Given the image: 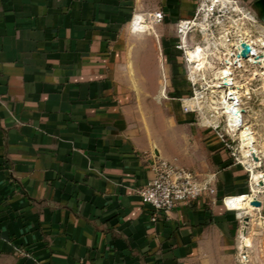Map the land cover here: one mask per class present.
<instances>
[{
    "label": "crops",
    "instance_id": "obj_1",
    "mask_svg": "<svg viewBox=\"0 0 264 264\" xmlns=\"http://www.w3.org/2000/svg\"><path fill=\"white\" fill-rule=\"evenodd\" d=\"M196 5L0 0V264H245V206L223 199L251 194L248 169L214 129L171 123L161 106L176 98L168 82L184 64L176 23ZM135 16L146 30L133 29ZM157 158L210 179L216 193L153 221L137 189ZM258 194L261 206L243 210L246 264H264Z\"/></svg>",
    "mask_w": 264,
    "mask_h": 264
},
{
    "label": "built area",
    "instance_id": "obj_2",
    "mask_svg": "<svg viewBox=\"0 0 264 264\" xmlns=\"http://www.w3.org/2000/svg\"><path fill=\"white\" fill-rule=\"evenodd\" d=\"M237 3L238 0H197L193 16L179 19L176 23V34L178 37L176 47L182 53L187 68V79L193 87L191 96L181 98L183 111L188 114L200 115L202 120L208 118L207 123L203 125L214 129L224 148L231 150V154L235 160L243 163V160L237 155L238 148L234 146L237 135L233 133L232 127H230L227 114H220L213 106V104L216 105V102L212 100V98H218L219 92L224 91L228 93V96L231 97L230 99L235 98V105H241V107L243 106L246 109L245 99L251 97V93L248 94L250 96L244 94L246 81L240 72L241 69L245 68L247 62L251 63L248 58L252 55V52L247 57L240 56L242 46L240 44L239 47L234 43L239 36L232 34L231 28H233V24L237 23V19L230 16L232 20L230 28L220 31L216 28L217 24L222 22L221 18L225 12L231 13L238 10L241 12ZM137 17L135 16L132 20L133 29L137 31L146 30L147 28L142 30L141 27H148L147 19L141 16H139L140 18ZM150 17L152 22H160L163 19V11H155ZM193 55L196 58H193ZM203 57L208 59V67L193 70V67L197 66L199 59ZM236 59L242 61L243 66ZM210 63L215 68L230 67L232 70L229 76L232 77L233 82L227 85L221 81L222 77L216 78L214 75V71L216 70L212 69ZM201 81L208 83L205 90L200 85ZM216 81L222 83L217 88L218 90L214 92L212 89ZM209 82H212V84H209ZM208 89L210 90L207 91ZM235 90L242 94L238 100L232 92ZM164 96L167 97L166 94ZM208 98H211L212 107L210 105V109L206 112ZM235 113L237 112L235 111ZM242 113L245 116L244 110H242ZM242 120L241 115L238 114L234 122L240 124ZM223 121L224 127L221 124ZM151 172L152 177L145 185L137 189V193L144 203L151 205L153 208L151 216L153 221H156L160 217L169 216L176 207L182 204H189L200 197L216 193V188L210 179L202 178L198 172L177 165L168 159H155L151 164ZM249 172L252 177L250 170ZM253 194L254 192L252 191L247 197ZM227 198H224V203L229 207L226 203Z\"/></svg>",
    "mask_w": 264,
    "mask_h": 264
},
{
    "label": "rangeland",
    "instance_id": "obj_3",
    "mask_svg": "<svg viewBox=\"0 0 264 264\" xmlns=\"http://www.w3.org/2000/svg\"><path fill=\"white\" fill-rule=\"evenodd\" d=\"M256 1L257 0H238L237 5L240 7L241 12L239 10L237 12L233 11L231 13L228 11L225 12L224 16H222L221 18L222 22L217 24V27H216L217 30L220 31L225 28H230L232 24V20L230 16H232L234 19H237L236 20L237 23L233 24V28H231L232 34L240 36L242 32L246 31V33L247 32L249 33L248 37L253 39L255 41V44H257L258 46L261 43L259 41H264V19L260 17L259 11L254 7V3ZM146 28L148 27L143 26V30ZM174 38L178 40L177 34L174 35ZM181 70L182 71L180 72V76H181L180 78L172 77L171 80L168 82L170 96L171 97L174 96L176 98L165 99L166 102H164V104H162L161 106L164 109H166V107L169 108L170 114L173 115V117L171 118V123L173 122L174 124H176V122H179L181 123L182 126L188 125L189 123H196L200 125L206 124V123H203V124L201 123V121H203L204 119L202 120L200 115L191 114V117H189L187 115L182 116L181 114L182 105H181V101L178 100V95H185L187 97V96H191L193 93V87L187 79V68L185 66V62ZM171 71L170 73L172 75ZM262 71L263 69L260 65H255L253 63L247 62L245 68L241 69V72H240V74L246 81V84H245L246 87H244V94H246L247 96H250L247 93H251V97L245 99L246 109L243 106L242 107L245 109L244 111L246 113L244 116V119L246 122L249 123L251 130L253 131V134L256 137V147L259 150V154L261 155L259 156L261 157V161H262L261 166L256 168V171L261 172V173L264 172V75L261 73ZM215 83L216 82H214L213 89H212L214 90V92L218 90L217 89L218 86H216ZM207 84L208 83L204 81L200 82V85L202 86L203 90L206 89V87L208 86ZM209 84H212V82H209ZM209 90L210 89H208L207 91ZM214 99L218 100V98H212V100ZM211 103H212L211 98H208L207 103H206V106H207L206 112H208V110L210 109ZM221 124L223 127L225 126L224 121ZM234 146L238 148L237 155L239 156V158H241V160H243V163L235 160L234 156L231 154V150L226 149L230 153V158L234 160L236 163L241 164L244 168L246 167L247 169H249L248 167L249 161L244 159L241 154L242 148H241V142H240L238 135L235 138ZM249 170L247 171L248 172L247 182L253 188L252 186L253 176L252 177L250 176ZM251 175H253L252 171H251ZM261 190L262 192H264V188H262ZM243 195H246V194H243ZM253 195L250 196L251 199ZM223 202H224V199H223ZM245 208H247V205L242 209H238L239 216H240L239 225H241L240 229H241V235H242L241 245L244 242L243 244L249 247L251 245V239L246 234L244 235V233L242 232V229L244 225V218L248 217L250 219L248 215L249 214L248 211H251L250 209H253L255 207L251 208L249 206L250 209L245 211L244 213L243 210H246ZM240 254H241V250H240ZM241 261L243 262L242 258H241Z\"/></svg>",
    "mask_w": 264,
    "mask_h": 264
},
{
    "label": "bare ground",
    "instance_id": "obj_4",
    "mask_svg": "<svg viewBox=\"0 0 264 264\" xmlns=\"http://www.w3.org/2000/svg\"><path fill=\"white\" fill-rule=\"evenodd\" d=\"M137 18H140V17L138 16ZM141 28L143 30V26ZM248 35H249L248 32L247 33H246V31L242 32V34L239 36V38H237V40L234 43H235V45H237L239 47H240L241 41L248 42V44L251 45L253 53L248 58V60L255 65H260L263 69V71L261 73L264 75V57H263L264 56V41H259L261 43L257 46V44H255V41L253 39L249 38ZM260 51L262 53H258ZM202 53H204V51H202ZM193 58H196V56L193 55ZM236 60H237V62H239L241 64V66H243L242 61H240L239 59H236ZM207 62H208V59H206L205 57L200 58L197 66L193 67V70L205 69L206 67H208ZM209 62H210V60H209ZM210 64H211V67L214 68V70H216V71H214V75L216 76V78L222 77L221 81L225 82L227 85L230 84L231 82H233L232 77L229 76V74L232 70L230 67L215 68L214 65H212V63H210ZM219 81H216V83H215V85L218 87L220 86V83H222ZM232 92H233V94H235L237 100L240 99L239 97L242 94L239 91L235 90ZM247 94H249V93H247ZM230 98L231 97L228 96V93L221 91L219 96H218V100H215V99L213 100V102H216V105H213V106H214V108H216L219 111L220 114H222V115L227 114V120L230 124V127H232L233 133L235 135L239 136V139L241 142V148H242L241 149L242 157L249 161L248 167L253 172V175H252L253 176V183H252L253 188H252V190L254 192L253 197L256 196L258 198V193L262 192L261 189L264 188V174L256 171V168L260 167L261 163H262L261 157L259 156L260 155L259 150L256 147V137L254 136L253 131L251 130L249 123L246 122L244 119V115L242 113V110H245V109L243 107H241V105H235V103H234L235 98H232V99H230ZM232 109L235 110L237 113H235V114L231 113ZM238 114H240L242 119H243L242 123H240V124H236L234 122V121H236ZM207 119L208 118H204L202 123H207ZM252 151L255 152L259 156L258 161H254L251 159L250 152H252ZM246 199H247V201H246ZM249 200L251 201V198L247 197V194H246L245 196L228 197L226 199V203L228 206H235V207H243L246 205H249L250 207H258V206H252L250 204ZM245 262L247 263V255H246Z\"/></svg>",
    "mask_w": 264,
    "mask_h": 264
},
{
    "label": "water",
    "instance_id": "obj_5",
    "mask_svg": "<svg viewBox=\"0 0 264 264\" xmlns=\"http://www.w3.org/2000/svg\"><path fill=\"white\" fill-rule=\"evenodd\" d=\"M254 7L259 11L260 17L262 19H264V0H257L254 3ZM240 44L242 46V50L240 52V56L247 57L250 52L253 53V50H252L251 46L247 42L241 41ZM231 111H232V113H235V110L232 109ZM250 157L254 161H258L259 160V156L253 151L250 152ZM250 204L252 206H258L259 207V206H261L262 202H261V200H259L255 196V197H253L251 199ZM248 222H249V218L245 217L244 218V225H243V229H242V232L244 233V235L246 234V227H247ZM243 243L241 245V254H240L241 256L240 257L243 259V262L246 264L245 259H246V255H247V246L245 244H243Z\"/></svg>",
    "mask_w": 264,
    "mask_h": 264
}]
</instances>
